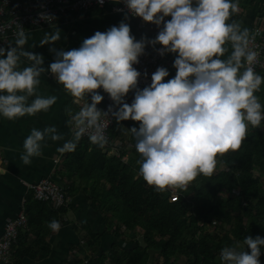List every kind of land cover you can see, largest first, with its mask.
I'll return each instance as SVG.
<instances>
[{"label":"clouds","instance_id":"clouds-1","mask_svg":"<svg viewBox=\"0 0 264 264\" xmlns=\"http://www.w3.org/2000/svg\"><path fill=\"white\" fill-rule=\"evenodd\" d=\"M123 4L127 13L118 25L95 31L77 48L50 49L55 58L47 69L40 54L24 50L27 34L19 29L15 46L0 47V117L14 120L47 112L57 100L55 95L37 94L40 76L47 70L76 102L87 98L67 121L73 139L65 141L59 152L73 151L86 132L92 143H106L104 116L110 114L117 123L131 119L139 122L138 127L127 128L140 154L138 175L158 191L183 190L197 176L213 174L218 154L239 149L249 125L262 126L264 105L254 94L264 83V76L253 68L257 53L248 49L249 30L228 22L239 11V0H123ZM128 14L153 22L159 28L157 35L136 39L125 22ZM58 39L59 32L46 34L40 44ZM226 42L232 50L222 58ZM157 44L161 47L155 49ZM146 45L161 56L175 54L176 72L165 80L169 70L159 66L151 83L140 88L141 72L133 65L139 63ZM22 56L33 63L19 68ZM98 89L113 102L107 111L97 107L104 99ZM130 91L134 98L128 103L125 97ZM45 138L63 136L55 126L32 128L23 141L24 164L41 154ZM48 227L58 231L60 223L52 220ZM262 249L264 237L247 235L242 243L221 248L219 264H261Z\"/></svg>","mask_w":264,"mask_h":264},{"label":"trees","instance_id":"trees-1","mask_svg":"<svg viewBox=\"0 0 264 264\" xmlns=\"http://www.w3.org/2000/svg\"><path fill=\"white\" fill-rule=\"evenodd\" d=\"M254 94L264 105V83ZM138 125L131 119L115 121L102 146L81 137L67 152L61 165L68 177L62 180L71 197L68 204L58 206L29 193L28 224L12 244L10 264L49 257L48 224L57 220L68 227L64 216L80 192L99 219L95 227L76 226L81 239L60 264H219L225 245L242 243L247 235L264 237L262 128L250 126L239 149L217 155L210 177L197 176L186 189H177L179 199L171 201L169 189L158 191L138 175L140 154L127 130ZM225 190L228 194L221 195ZM149 248L156 250L151 260ZM259 259L264 264V249Z\"/></svg>","mask_w":264,"mask_h":264},{"label":"crops","instance_id":"crops-1","mask_svg":"<svg viewBox=\"0 0 264 264\" xmlns=\"http://www.w3.org/2000/svg\"><path fill=\"white\" fill-rule=\"evenodd\" d=\"M261 15L264 16V4L260 0H239V11L231 16L228 22L235 21L241 24V30L247 28L250 34L256 19ZM124 17L125 13L113 12L109 7L93 9L81 19L75 14H69L61 18L55 25L27 30L25 32L27 43L23 48L40 54L44 61L42 67L47 69V65L53 62L55 58L50 49L53 47L66 50L77 48L83 39L89 38L95 31H106L109 27L118 25ZM125 22L129 23L131 33L138 40L142 36L149 39L154 38L158 33V30L153 27H142L139 21L130 15ZM57 32H59L58 40L40 44L46 34L53 35ZM14 41L15 39H11L5 45V49L15 46ZM225 48L226 52L222 58H227L230 55L231 43L226 42ZM167 57L170 61L169 76L165 77V80L172 78L176 72L172 66L175 54L167 53ZM32 63L22 56L18 67L23 68ZM98 91L103 93L102 89H98ZM37 94L55 95L57 97L56 103L47 112L41 111L33 116L25 115L14 120L0 117V235L3 232L5 222L10 217L16 216L22 209V202L31 192L28 184H33L44 177H50L59 183H62L63 179H68L66 170L61 165L68 151L59 152L58 148L62 147L65 141L73 139L71 126L67 121L70 120L72 114L78 111L82 102H86L87 98L76 102V98L72 97L55 80L53 74L47 70L40 76ZM69 109L71 112L68 111ZM46 126H55L63 139L45 138L42 142L41 154L33 157L30 164H24L21 160V154L24 151V139L30 134L32 128L42 130ZM72 197L73 208L71 207L67 215L65 214L64 219L73 226L65 227L64 224L60 226L58 231L52 230L49 237L52 253L49 257L40 261L26 257L23 264H60L69 257L71 244L78 243L81 239V234L75 229L76 226L79 228L82 223H91L94 227L96 226L99 215L94 212L84 194L80 192ZM34 239L35 237L31 236L30 240L33 241Z\"/></svg>","mask_w":264,"mask_h":264},{"label":"built area","instance_id":"built-area-1","mask_svg":"<svg viewBox=\"0 0 264 264\" xmlns=\"http://www.w3.org/2000/svg\"><path fill=\"white\" fill-rule=\"evenodd\" d=\"M260 1L264 4V0ZM105 7H109L113 12L127 13V8L123 4V0H103L102 4L98 3V0H0V47L5 48V45L11 39H15V33L21 28L26 32L33 28L55 25L61 18L69 14H75L81 19L84 18L87 12ZM41 14L48 16L47 19H44ZM128 15L131 16V14ZM134 18L139 21L142 27H153L159 31L158 26L153 22H145L139 16ZM170 18V16L165 17V20ZM160 47L161 45H156L155 49ZM155 49L152 45H146L145 53L139 57V63L133 65L141 72V76L138 78V86L140 88L151 83V74L157 67H169L170 61L167 57V53L161 56ZM248 49L257 53L256 60L253 64L255 72L264 74L263 15L256 19L249 34ZM145 72L147 73V77L144 76ZM102 95L104 99L97 107L102 111H107L108 105L113 104V102L107 93L103 92ZM133 98L134 91H130L125 97V101L131 103ZM84 103L85 102H82L80 107H82ZM115 121V118L110 114L102 117L104 133L107 140L110 137V129ZM89 136L90 132H86L81 137L89 138ZM28 186L29 190L33 191L36 198L41 201H51L61 206L63 204H68L71 200L67 192V187L50 177L41 178L33 184H28ZM168 189L170 190V200L177 201L180 196L179 191L177 189ZM25 205L26 200L22 202V209L20 212L16 216L10 217L5 222L3 232L0 235V264L12 263V244L16 241L20 230L26 228L28 224Z\"/></svg>","mask_w":264,"mask_h":264},{"label":"water","instance_id":"water-1","mask_svg":"<svg viewBox=\"0 0 264 264\" xmlns=\"http://www.w3.org/2000/svg\"><path fill=\"white\" fill-rule=\"evenodd\" d=\"M139 240H140V242H141V244H142L143 246H147V244H146L145 241H144V236L141 235V236L139 237ZM148 251H149V253H150V259H149V260H151L152 257H153V255H154V253L156 252V250H155V249H152V248H149Z\"/></svg>","mask_w":264,"mask_h":264},{"label":"rangeland","instance_id":"rangeland-1","mask_svg":"<svg viewBox=\"0 0 264 264\" xmlns=\"http://www.w3.org/2000/svg\"><path fill=\"white\" fill-rule=\"evenodd\" d=\"M251 127H250V125H249V127H248V129H250ZM259 128H262L263 130H264V123L262 122V126L261 127H259ZM116 150L115 149H111V153H114ZM228 194V191L227 190H225L221 195H227ZM202 225V224H201ZM81 235H82V233H81Z\"/></svg>","mask_w":264,"mask_h":264}]
</instances>
